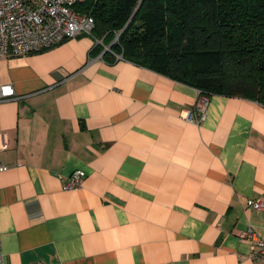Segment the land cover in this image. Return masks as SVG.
Returning <instances> with one entry per match:
<instances>
[{"label": "crops", "instance_id": "0c3cea01", "mask_svg": "<svg viewBox=\"0 0 264 264\" xmlns=\"http://www.w3.org/2000/svg\"><path fill=\"white\" fill-rule=\"evenodd\" d=\"M81 36L0 59V255L6 264H264V106L97 53ZM4 146H6L4 148ZM85 178L66 190L68 177Z\"/></svg>", "mask_w": 264, "mask_h": 264}, {"label": "trees", "instance_id": "16d2710c", "mask_svg": "<svg viewBox=\"0 0 264 264\" xmlns=\"http://www.w3.org/2000/svg\"><path fill=\"white\" fill-rule=\"evenodd\" d=\"M74 9L93 15L108 62L120 56L202 93L264 106V0H89Z\"/></svg>", "mask_w": 264, "mask_h": 264}, {"label": "built area", "instance_id": "2783aa9c", "mask_svg": "<svg viewBox=\"0 0 264 264\" xmlns=\"http://www.w3.org/2000/svg\"><path fill=\"white\" fill-rule=\"evenodd\" d=\"M87 1L0 0V59L38 53L81 36L92 37L97 44H102L93 35L96 23L91 12L79 13L74 9ZM107 51H111L110 47H105ZM116 58L122 59L120 56ZM18 98L11 85L0 86V102ZM210 98L211 95L200 91L195 110L186 111L184 118L197 125L203 122ZM7 169L5 166L0 167V171ZM84 178L83 171L72 173L66 181L65 189H75ZM247 205L256 211H264L263 200L249 199ZM241 239L250 243L254 258L264 263V236H259L250 226ZM0 264H6L2 255Z\"/></svg>", "mask_w": 264, "mask_h": 264}, {"label": "rangeland", "instance_id": "374dc122", "mask_svg": "<svg viewBox=\"0 0 264 264\" xmlns=\"http://www.w3.org/2000/svg\"><path fill=\"white\" fill-rule=\"evenodd\" d=\"M118 36H119V35L116 36V38L114 39L113 42L117 41V37H118ZM99 40L102 42L101 45H103L104 47H110V46H105V45L103 44V40H102V39H99ZM110 49H111V47H110Z\"/></svg>", "mask_w": 264, "mask_h": 264}]
</instances>
